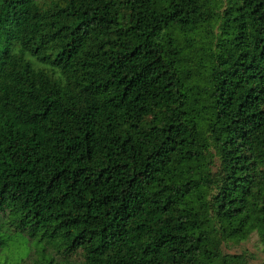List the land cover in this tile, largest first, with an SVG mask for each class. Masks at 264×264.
Masks as SVG:
<instances>
[{"label":"trees","instance_id":"obj_1","mask_svg":"<svg viewBox=\"0 0 264 264\" xmlns=\"http://www.w3.org/2000/svg\"><path fill=\"white\" fill-rule=\"evenodd\" d=\"M1 221L63 264H264V0H0Z\"/></svg>","mask_w":264,"mask_h":264},{"label":"rangeland","instance_id":"obj_2","mask_svg":"<svg viewBox=\"0 0 264 264\" xmlns=\"http://www.w3.org/2000/svg\"><path fill=\"white\" fill-rule=\"evenodd\" d=\"M11 229L0 222V264H44L51 257L54 264H63L62 258L45 247L41 252L43 243L28 240L19 233L9 232ZM224 254L242 255L246 264H260L263 259L262 246L257 236L253 233L248 238L237 244L228 245L222 249Z\"/></svg>","mask_w":264,"mask_h":264}]
</instances>
